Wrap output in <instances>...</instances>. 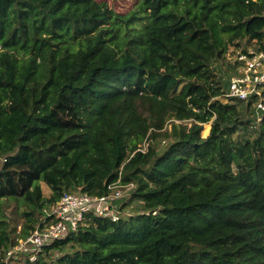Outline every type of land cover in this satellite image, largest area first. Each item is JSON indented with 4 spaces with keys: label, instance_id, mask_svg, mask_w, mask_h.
<instances>
[{
    "label": "trees",
    "instance_id": "trees-1",
    "mask_svg": "<svg viewBox=\"0 0 264 264\" xmlns=\"http://www.w3.org/2000/svg\"><path fill=\"white\" fill-rule=\"evenodd\" d=\"M245 38L263 46L264 0H0V247L65 191L121 177L136 186L117 220L89 214L16 262L264 264V110L223 101L217 72ZM14 200L27 210L12 235Z\"/></svg>",
    "mask_w": 264,
    "mask_h": 264
},
{
    "label": "built area",
    "instance_id": "built-area-1",
    "mask_svg": "<svg viewBox=\"0 0 264 264\" xmlns=\"http://www.w3.org/2000/svg\"><path fill=\"white\" fill-rule=\"evenodd\" d=\"M238 72L229 79V86L220 97L249 100L255 97L258 109L264 110V42L263 46H248L238 55ZM149 145L144 140L140 149ZM134 182H122L121 177L108 183L109 191L93 195L81 189L65 191L60 199L43 209L41 220L26 237L17 238L10 247H0V264H19L16 259L24 255L30 261L36 260L39 252L54 241L65 238L72 231L86 225L88 215L119 218L116 212L117 200L131 194Z\"/></svg>",
    "mask_w": 264,
    "mask_h": 264
},
{
    "label": "rangeland",
    "instance_id": "rangeland-1",
    "mask_svg": "<svg viewBox=\"0 0 264 264\" xmlns=\"http://www.w3.org/2000/svg\"><path fill=\"white\" fill-rule=\"evenodd\" d=\"M100 1H105L107 4H109V6L111 8H113L114 10H116L118 12H127V11L131 10L132 8H134V6L138 0H100ZM237 42H239V45H235L234 43H231L228 46V49H227L226 53L224 54V57L218 61L219 66L222 67L223 71L222 72L217 71V72L221 76H223L222 73L225 72L224 77L226 79H229L233 74L238 72L237 60H238L239 51L241 49L247 48L248 46L259 45V43H257L256 41H249L246 38L244 40L237 41ZM220 98L223 101H225V98H222V97H220ZM206 124H210V127H209V131L207 133H204L205 128H206ZM210 129H211V123L210 122L205 123L204 128L202 130V135L207 136L210 132ZM41 185L43 188L44 195L49 196L51 194V188L45 182H41ZM129 197H130V194H128L124 198H128V200H129L130 199ZM6 203H8V202H5V204ZM131 203L132 204H130L127 208L122 209L121 212L128 215L131 213H135L137 211L138 212L141 211L142 205H143L141 202L134 200ZM4 205L2 207L3 208L2 211H4L5 214L9 216V221H10V225H11L10 231H12V235H15V234L19 233L20 230L22 229L23 223L25 221L23 211L27 210V206H25L24 204H20L15 200L10 201L8 207H6L7 204L5 206ZM14 228H15V230H14Z\"/></svg>",
    "mask_w": 264,
    "mask_h": 264
}]
</instances>
